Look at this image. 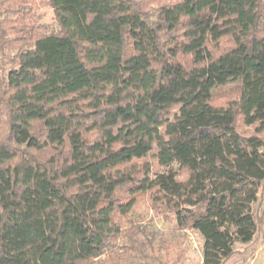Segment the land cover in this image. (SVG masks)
Segmentation results:
<instances>
[{
  "label": "trees",
  "instance_id": "16d2710c",
  "mask_svg": "<svg viewBox=\"0 0 264 264\" xmlns=\"http://www.w3.org/2000/svg\"><path fill=\"white\" fill-rule=\"evenodd\" d=\"M46 1L51 32L0 8L3 55L22 19L0 77V264L100 258L139 194L202 235L203 264H223L257 230L264 0Z\"/></svg>",
  "mask_w": 264,
  "mask_h": 264
},
{
  "label": "rangeland",
  "instance_id": "374dc122",
  "mask_svg": "<svg viewBox=\"0 0 264 264\" xmlns=\"http://www.w3.org/2000/svg\"><path fill=\"white\" fill-rule=\"evenodd\" d=\"M134 1L147 3L145 6L149 9L157 4L156 0ZM6 4L15 9H30L36 14L38 24L45 26L47 32L57 29L53 9L46 0H0V8ZM19 17L11 16L8 20V26L11 27L8 39L12 43L6 55L0 51V77L12 66L8 56H13L22 42L17 33V26L22 22ZM1 18L5 19V15ZM236 85L235 82L216 85L214 94L219 101L224 100L225 92L233 91ZM237 126L245 136L256 132L255 125L248 126L242 120L237 121ZM260 136L264 138V133ZM253 210L257 218V230L253 239L247 243L236 241L233 255L223 264H264V181L260 185ZM115 222L120 232L110 240L105 253L100 258L83 264H203L202 235L191 228L179 227L175 214L159 205L148 194H139L132 211L127 216H117Z\"/></svg>",
  "mask_w": 264,
  "mask_h": 264
}]
</instances>
